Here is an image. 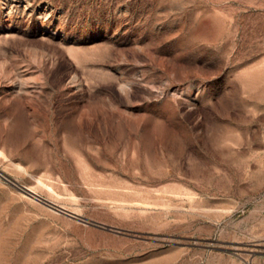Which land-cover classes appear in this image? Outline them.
Masks as SVG:
<instances>
[{
    "label": "rangeland",
    "instance_id": "374dc122",
    "mask_svg": "<svg viewBox=\"0 0 264 264\" xmlns=\"http://www.w3.org/2000/svg\"><path fill=\"white\" fill-rule=\"evenodd\" d=\"M0 264H264V0H0Z\"/></svg>",
    "mask_w": 264,
    "mask_h": 264
},
{
    "label": "bare ground",
    "instance_id": "6f19581e",
    "mask_svg": "<svg viewBox=\"0 0 264 264\" xmlns=\"http://www.w3.org/2000/svg\"><path fill=\"white\" fill-rule=\"evenodd\" d=\"M31 190V189H30ZM32 191V190H31Z\"/></svg>",
    "mask_w": 264,
    "mask_h": 264
}]
</instances>
